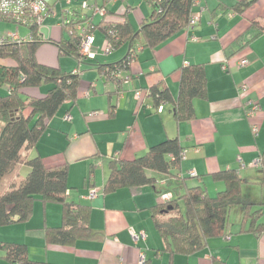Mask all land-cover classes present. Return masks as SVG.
<instances>
[{
	"label": "crops",
	"instance_id": "0c3cea01",
	"mask_svg": "<svg viewBox=\"0 0 264 264\" xmlns=\"http://www.w3.org/2000/svg\"><path fill=\"white\" fill-rule=\"evenodd\" d=\"M45 1L50 13L41 24L44 42L37 50V59L66 71H79V65L83 63L84 68L79 71L81 99L73 106L66 102L49 120V128L43 134L50 139L54 134L51 132H58V145L60 133H65L67 138L71 136L74 141L72 151L67 139L62 150L54 148L56 140L45 150L40 144L42 136L35 147L27 151L23 149V154L27 157L41 155L48 167L69 165L71 188L68 197L92 206L90 225L99 234L94 238L79 239L69 246L47 244L42 232H37L38 229L46 225L58 226L62 222L61 206L52 205L54 207L50 208L55 213L51 216L48 207L51 203H48L43 207L44 213L38 212L37 219L34 208L35 213L30 221L0 226V239L25 243L29 256L41 264H143L141 255L144 259L153 258V264H157L158 260V264L167 262L169 255L166 252L154 257V252L163 249L165 243L149 211L150 206L161 200V196L150 185L121 188L104 194L103 186L109 170L106 171L104 164H101L102 152L100 148L97 149V138L119 132V135H110L104 141L107 153L110 157L120 155L132 159L143 154L151 145L177 136L185 146L186 156L176 172L189 177V186L205 185L211 195L225 188L222 181H215L211 176L221 170L232 168L242 177L260 179L259 171L257 173L259 168L252 164L264 153V0H256L242 12H226L219 8L215 13L219 3L232 6L239 0H201L200 6L204 8L196 27L182 29L153 50L141 49L130 71L120 73V76L127 78L121 84L122 91L112 94L111 98L109 92H114L117 85L101 77L95 64L121 59L127 53L128 45L106 52L103 49L104 38L97 33L94 34V58L76 59L74 56L60 55L50 40H59L62 37L61 21L81 9L74 3L75 0L64 1L63 6L66 7L60 9H57V1ZM95 2L101 4L103 0ZM121 3L130 7L128 15L135 29L150 17L151 6L146 0H110L107 7L115 10ZM12 33L22 40L30 38L25 25L0 21V38L9 37ZM238 38L247 45L240 48ZM72 58L76 60V65ZM241 59H246L247 64L239 65ZM197 63L205 65L208 96L206 99H195L193 119L178 123L169 104L159 111L152 98L146 97L142 103L137 98L138 88H149L162 82L176 99L181 68ZM130 82L134 85L132 92L126 88ZM244 84L247 85L246 89H243ZM49 88V85H43L34 89L32 95H44ZM125 88L128 92H125ZM91 90L101 94L104 92L107 97L87 98L86 102L82 97H89ZM116 95L118 97L114 101ZM251 102L258 104L259 109L247 115ZM110 103L115 105L112 111ZM67 116L71 118L67 119ZM59 118L61 122L57 121ZM255 126L256 132L253 129ZM98 164L99 172L95 170ZM92 165L95 167L88 180ZM26 167L25 163H20L6 175L9 181L18 183L22 180L19 178L20 172ZM191 171L195 174L191 175ZM163 185L164 181L159 180L157 186ZM257 186H261L259 192ZM8 187V184L4 185L1 191ZM93 188L98 189L97 196L88 197ZM242 190L254 200L264 202V184H245ZM171 194L173 196V192ZM241 216V210H236L231 221L230 214L227 235L212 238L205 249L195 254L176 255L173 264H214V260L229 264H264V231L260 235L240 231ZM132 231H145L147 236L135 240ZM0 264L10 263L0 256Z\"/></svg>",
	"mask_w": 264,
	"mask_h": 264
},
{
	"label": "trees",
	"instance_id": "16d2710c",
	"mask_svg": "<svg viewBox=\"0 0 264 264\" xmlns=\"http://www.w3.org/2000/svg\"><path fill=\"white\" fill-rule=\"evenodd\" d=\"M109 1L91 4L105 9L104 15H98L94 8L74 11L68 19L61 21L62 37L50 42L56 45L60 55L76 59L83 58L81 43L88 34H101L108 43L109 52L127 44V53L121 59L95 64L101 77L117 85L114 92H109L111 98L112 94L122 91L121 84L127 78L120 73L130 71L141 49L153 50L186 28L196 8V0H146L151 6V14L138 29L129 18L128 5L121 3L115 10H110L107 7ZM255 1L239 0L232 6L219 3L214 13L219 8L226 12H242ZM96 15L99 17L97 20ZM0 21L17 24L11 15H1ZM25 26L30 32L29 40L4 37L0 41V86L8 88L7 93L0 94V183L20 163L29 167L22 180L0 194V226L28 222L33 216L36 200L43 205L58 203L61 206V224L46 225L37 232H42L47 244L74 245L79 239L94 238L99 234L90 225L92 206L69 199L68 164L48 167L41 155L27 157L23 149L27 151L38 144L49 128V120L66 102L72 106L77 103L81 75L78 70L66 71L39 62L37 50L44 42L41 25ZM237 42L240 48L247 45L239 38ZM43 85L50 86L46 94L32 95L34 89ZM147 90V96L152 98L156 107L161 103L171 106L178 123L191 120L195 117V99L208 96L205 65L197 63L181 68L176 99L162 82ZM114 107L110 103L111 111ZM184 150L185 146L177 136L168 137L132 159L112 155L108 161L109 174L103 186L104 194L143 185L153 186L158 196L173 192L171 199L160 200L149 208L155 228L165 243L163 249L154 252V257L163 252L169 255L167 262L159 264H173L176 255L195 254L205 249L212 238L227 235L230 214L234 209L241 210L240 231L256 235L264 231V202L254 200L242 190L245 184H264V153L259 157L262 162L258 167L260 179L242 177L232 168L221 170L211 176L215 181H222L225 188L211 195L205 185L189 186V177L176 172L181 167ZM94 167L91 166L88 180ZM161 179L164 185L158 187ZM0 256L10 264H41L29 256L27 245L18 241L0 239ZM153 262V258H147L143 264ZM214 264L229 263L214 260Z\"/></svg>",
	"mask_w": 264,
	"mask_h": 264
},
{
	"label": "built area",
	"instance_id": "2783aa9c",
	"mask_svg": "<svg viewBox=\"0 0 264 264\" xmlns=\"http://www.w3.org/2000/svg\"><path fill=\"white\" fill-rule=\"evenodd\" d=\"M201 0H196V8L194 9L193 13L191 14L189 23L187 25V29H194L196 25L199 23L203 8L204 6H200ZM45 0H0V16L3 15H11L16 21L18 25H29V24H37L41 25L45 16H47L50 13V10H48L47 5L45 4ZM81 6L83 9H90L94 8L96 9V12L98 15H104L105 9L100 8L98 6L91 5L86 0L82 1ZM84 33V30L81 32ZM9 37L12 39H19L20 37L17 36L16 33L9 34ZM2 40L4 38H1ZM95 37L94 35H85V37L82 40L80 53L83 57H93L95 54L93 52V45H94ZM104 51H108V43L107 41H104L103 46ZM247 64L246 59H241L239 62V65L244 66ZM247 85H243V89H246ZM137 97L141 96V91L136 90ZM163 104L158 105V110L162 111ZM259 109L258 104H252L250 103L249 107L247 108V115H252L256 110ZM94 113H90V115H93ZM67 119H70V116L66 117ZM254 131H257L256 126L253 127ZM186 156V150L182 152V158H185ZM254 167H261L262 162L261 159H257L252 164ZM191 175H194L195 173L193 171L190 172ZM98 194V189H91V191L88 194V197H96ZM172 197L171 193H164L161 195V200H168ZM132 236L135 240H139L140 238H146L147 234L145 231L135 232L132 231ZM144 256L141 255V262H144Z\"/></svg>",
	"mask_w": 264,
	"mask_h": 264
},
{
	"label": "rangeland",
	"instance_id": "374dc122",
	"mask_svg": "<svg viewBox=\"0 0 264 264\" xmlns=\"http://www.w3.org/2000/svg\"><path fill=\"white\" fill-rule=\"evenodd\" d=\"M53 1H57V3H58V6H57V9H60L63 5H64V1L65 2H68L69 0H61V2L60 1H58V0H53ZM82 1H84V0H80V1H74V3H77V5L79 6V8L81 9V10H83V8H82V6H81V3H82ZM72 2V1H71ZM87 2L88 3H90V4H93L94 3V0H87ZM72 4V3H71ZM63 7H66V6H63ZM56 11V10H55ZM51 15H53V13L51 14ZM50 15V16H51ZM50 16H48L47 18H49ZM15 40H19V39H15ZM22 40V39H21ZM0 41H2V39L0 38ZM55 47V46H54ZM72 60L75 62V65H76V60L75 59H73L72 58ZM83 63H80V65H79V69L80 70H82V68H84V66L82 65ZM73 66V65H72ZM79 70V71H80ZM81 72V71H80ZM86 76V75H85ZM89 77H90V75H89ZM92 78H94V79H97V78H95V77H92ZM98 81V80H97ZM101 84V83H100ZM134 84H135V82H134ZM101 86H102V84H101ZM126 86H128V85H125V87ZM127 89H131V92L132 91H134V85L133 84H131V82H130V85L128 86V87H126ZM126 88H125V92H128L127 90H126ZM148 87H144L143 89H140V88H138V90H140L141 91V96L140 97H137L139 100H141V103H142V101L146 98V97H148L147 96V93H148ZM8 92V88H7V86L6 85H3V86H0V94H5V93H7ZM90 96L88 97V96H86V97H82L83 99H86V102L88 101L87 100V98L88 99H96V98H100V97H107L105 94H104V92H102V94L99 92V91H97L96 93L93 91V90H91V92H90V94H89ZM137 96V95H136ZM118 96L116 95L115 97H114V101H115V98H117ZM79 99V101H80V99L81 98H78ZM109 101H110V99H109ZM140 102V101H139ZM79 104V103H78ZM165 105V104H164ZM78 106H76L75 108H77ZM58 122H61V119L59 118L58 120H57ZM1 127H2V123H0V129H1ZM51 131H53V130H51ZM51 133H54L53 134V136H52V138H47V136H43L42 138L43 139H41V142H40V144H42V146H43V148H45V150H46V148H49L50 147V143L51 142H53L54 140H56V144H55V146H54V148L56 149V150H58L57 148H59V150H62L63 149V145H64V143H65V139H67V143L69 144V145H71V151H72V149H73V147H72V145H73V140H72V137L71 136H69L68 138L66 137V135H65V133H60L59 135H60V145H58L57 144V141H58V132H51ZM113 134H115V135H119V132H117V131H115V132H111V133H109L108 135L106 134V135H103V137H98L97 138V149H99L100 148V150H101V152H102V156H101V164H104V166H105V170L107 171V169H108V159L110 158V155H109V153H107L108 151V149H107V144L104 142L105 140H107V138H110V135H113ZM62 148V149H61ZM104 148H105V150H104ZM99 168V164H98V167H96V169L95 170H97ZM28 170H29V168L28 167H26L23 171H21L20 172V179H22V178H24L26 175H27V173H28ZM98 172L100 171V169H98L97 170ZM257 173H258V170H257ZM6 184H8L9 185V187L7 188V189H9L10 188V186L12 185V184H17V182H15L14 180H10L9 181V177L8 176H5L4 177V179L1 181V183H0V194L1 193H3L4 191H1V189H2V187L4 186V185H6ZM6 189V190H7ZM260 189H261V186H257V191L259 192L260 191ZM79 190H81V188H79ZM73 193H74V191H73ZM171 199V198H170ZM169 200V199H168ZM163 201V200H162ZM52 205H58L59 207H60V204H58V203H51V204H49V212L52 214L51 216H54V210L52 209V208H50V207H54V206H52ZM43 207H44V205L42 204V202L40 201V200H36L35 201V204H34V208H35V212H36V218L35 219H37V217H38V215H39V213L38 212H43L44 213V211H43ZM41 208H42V210H41ZM60 209H61V207H60ZM235 209L234 210H232L231 211V221H233L232 220V216L234 215V213H235ZM34 212V213H35ZM42 214V213H41ZM264 218V217H263ZM32 219V218H31ZM30 219V220H31ZM29 220V221H30ZM158 262H160V260H158L157 261V264H158Z\"/></svg>",
	"mask_w": 264,
	"mask_h": 264
}]
</instances>
